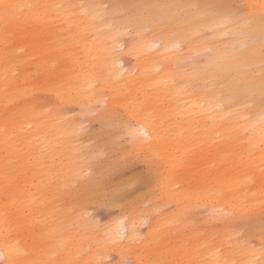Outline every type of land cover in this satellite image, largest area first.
<instances>
[{
    "label": "bare ground",
    "instance_id": "1",
    "mask_svg": "<svg viewBox=\"0 0 264 264\" xmlns=\"http://www.w3.org/2000/svg\"><path fill=\"white\" fill-rule=\"evenodd\" d=\"M102 1L0 0V147L12 148L14 137L25 132L22 138L31 145L32 158L39 156L38 146L52 132L78 137L84 122L106 105L104 118L110 121L120 112L135 149L165 154L170 168L167 176H171L168 200L176 203L178 196L182 201L186 189L176 193L172 168L190 139L188 129L212 128L225 138L247 134L261 138L264 40L256 52L254 64L258 67L244 69L252 63L240 57L254 37L264 36V0H246L243 16L227 17L210 16L208 4L197 0H106L107 9ZM130 2L136 4L128 5ZM5 4L13 6L7 14ZM225 18L232 22L225 25ZM217 26L222 30L214 31ZM207 30L212 33L205 39ZM223 34L229 38L223 39ZM208 50L210 54H206ZM194 55H203L204 63L197 64ZM44 88L53 92V109L50 105L54 103L39 96ZM71 106L78 107L74 117L66 113ZM2 109L8 111L6 120ZM140 129L145 134H139ZM224 142L220 148L226 146ZM260 142L250 143L258 147ZM85 153L72 154V163L87 162ZM255 161V156L249 157L244 168L251 172ZM78 167L64 179L48 170L50 190L44 198L56 215L46 222L49 233H57L56 244L69 247L72 236L64 218L69 210L56 207L65 183L80 182L85 200L94 194L102 198L97 176L83 180ZM9 174H13L12 168ZM249 174L220 177L219 194L213 199L204 193L209 218L221 221L223 228L218 242L205 246L208 264H264V260L256 263L246 244L236 238L237 229L232 228L248 215L246 202L264 195V189L252 192L249 184L259 183ZM13 197L11 181L6 184L0 176V258L2 264H26L28 249L16 229L23 215L17 216L15 201L10 202ZM75 205L81 208L79 203ZM70 208L77 211L74 205ZM137 211L131 208V215L104 238L124 236L128 239L117 243L132 244ZM72 215L78 227L79 219ZM135 236L139 240L137 227ZM91 256L98 259L96 254Z\"/></svg>",
    "mask_w": 264,
    "mask_h": 264
},
{
    "label": "rangeland",
    "instance_id": "2",
    "mask_svg": "<svg viewBox=\"0 0 264 264\" xmlns=\"http://www.w3.org/2000/svg\"><path fill=\"white\" fill-rule=\"evenodd\" d=\"M245 1L197 0L208 6H229L209 7L210 16L216 13L243 16ZM135 4L130 2L128 5ZM102 7L107 9L109 3L103 0ZM219 30H222L221 26H217L214 31ZM211 33V30L205 31V39L210 38ZM221 37L229 38L225 34ZM263 40L264 36L259 35L253 38L249 46L242 48L240 59L252 63L251 67L244 69L259 66L254 61ZM210 53V50L206 52ZM193 59L197 64L205 61L203 55H194ZM39 96L46 98L50 104L54 103L50 105L51 109L55 107V98L50 89L44 88ZM106 110V105L98 107L92 113L91 120L84 122L78 137L68 138L52 132L46 142L38 146L39 156L32 158L31 145L22 138L25 132H19L14 137L12 148H6L4 144L0 147V176L4 177L6 184L8 180L11 181L14 197L10 202L12 204L15 201L17 216L23 215L16 229L28 249L26 264H46L48 261L49 264H68L67 260L72 264H208L205 246L217 243L223 228L221 221L209 218V206L205 203L204 193L213 199L219 194L220 177L227 174L239 176L245 172L259 183L257 186L255 181L249 184L252 192L263 190L264 141L249 134L225 138L224 134L212 132V128L188 129L190 139L182 158L177 159L176 166L172 168L176 193L186 189L182 201L176 195L175 203L168 200L170 186L167 183L171 176H167L170 168L165 154L152 155L135 149L120 112L107 121L104 118ZM1 113L6 120L7 109H2ZM66 113L74 117L78 107L71 106ZM223 141L226 146L220 148ZM254 141H261L260 146L253 147L250 142ZM85 151L87 162L81 165L72 163V154ZM219 151L231 153L221 155ZM252 156L256 157V161L250 172L244 167L247 165L246 160ZM77 167L83 172V180L97 176L95 179L99 180L102 198L94 194L85 200L80 182L65 183L64 194L56 207L63 211L69 210L64 217L69 224L68 233L72 236L69 247L56 244L57 233H49L46 222L55 219L56 215L44 198L50 190L48 170L55 177L64 179V176L74 173ZM10 168L13 174H9ZM256 196V201L246 202L248 215L239 219L232 228L237 229L236 238L246 244L255 256L256 263H259L264 260V195ZM152 197L156 201H151ZM75 203H79L81 208ZM72 205L77 211L70 208ZM188 205L191 210L187 211ZM131 208L138 209L135 218L139 240L122 246L105 239L107 231L131 215ZM72 213L79 219L78 227ZM31 224H34L32 228ZM42 233L43 238L40 236ZM49 250L53 253L47 254ZM92 254L98 255V259H94Z\"/></svg>",
    "mask_w": 264,
    "mask_h": 264
},
{
    "label": "snow or ice",
    "instance_id": "3",
    "mask_svg": "<svg viewBox=\"0 0 264 264\" xmlns=\"http://www.w3.org/2000/svg\"><path fill=\"white\" fill-rule=\"evenodd\" d=\"M3 7H4V10H5V13L7 14L8 11H9V9H11L13 6L12 5L5 4ZM91 7L92 8H95L96 6H91ZM143 7H150V6H143ZM207 7H210V8H227L229 6H227V5H209ZM225 15L227 17V14H225ZM222 22L225 25H227L231 21L228 18H225ZM262 54H264V49H262ZM261 100H262V102H264V89H262V92H261ZM260 125H261V139H262V141H264V113H262V115H261ZM139 134H141V135L145 134L144 133V130L143 129H140L139 130ZM135 227L136 226L133 225V236H132V241L133 242L136 239V236H135ZM125 239H128V238L127 237H124V236H116V237L111 238V242L112 243L123 242ZM126 264H128V262H126Z\"/></svg>",
    "mask_w": 264,
    "mask_h": 264
}]
</instances>
